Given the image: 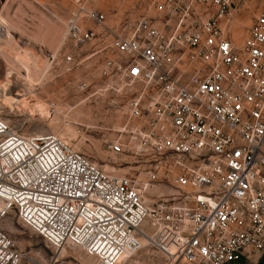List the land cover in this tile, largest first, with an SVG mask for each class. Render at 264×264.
<instances>
[{"label": "built area", "instance_id": "1", "mask_svg": "<svg viewBox=\"0 0 264 264\" xmlns=\"http://www.w3.org/2000/svg\"><path fill=\"white\" fill-rule=\"evenodd\" d=\"M67 1L74 45H107L118 59L105 72L143 87L110 149L147 179L110 176L58 136H22L0 118V224L14 214L43 238L57 254L45 264H70L64 248L120 264L144 242L165 264H264V0H141L115 29L102 6L118 0ZM159 182L175 194L151 207ZM0 264L41 263L0 228Z\"/></svg>", "mask_w": 264, "mask_h": 264}, {"label": "rangeland", "instance_id": "2", "mask_svg": "<svg viewBox=\"0 0 264 264\" xmlns=\"http://www.w3.org/2000/svg\"><path fill=\"white\" fill-rule=\"evenodd\" d=\"M144 6L141 0L108 1L102 6L108 18L107 27L132 25ZM77 11L67 0H0V118L22 136H58L110 176L127 175L144 183L146 168L131 158L113 155L110 149L125 134L121 129L127 124V100L132 92L143 87L140 84L128 87L105 72L106 61L118 59L107 45L99 42L74 45L69 37V24ZM252 19L253 16L242 19L250 22L242 29V38ZM44 21L56 25L57 37L54 41L53 31L42 27V32L48 31L42 44L34 37L36 27ZM35 50H42L48 62L38 77L21 67L23 62L29 68L35 66L36 61L31 58ZM68 55L76 60L70 72L64 64ZM37 101L48 106L50 117L28 110ZM174 194L170 186L159 182L148 188L144 196L152 207ZM0 228L10 234L20 250L30 253L41 264L57 257L54 249L14 214L6 217ZM58 258L70 264H97L96 259L88 258L79 249H62ZM120 264H165V260L162 254L145 245Z\"/></svg>", "mask_w": 264, "mask_h": 264}, {"label": "bare ground", "instance_id": "3", "mask_svg": "<svg viewBox=\"0 0 264 264\" xmlns=\"http://www.w3.org/2000/svg\"><path fill=\"white\" fill-rule=\"evenodd\" d=\"M245 22L246 23L244 24V26H249L248 24L250 22L249 21H245ZM49 24H50V22L47 23V22L44 21L41 24V26L36 27V35L34 37V40L36 42L42 43L43 40L45 39V37L47 36V33H48L49 30H52L53 31L52 38L54 39V41L56 40V37H57L56 36L57 35L56 34V25L55 24H50L49 25ZM42 27H49L48 28V31H46L45 33H44V31L42 32V30H41ZM240 35H243V32L242 31L239 34V37H242ZM31 58H32V61H36V62H34L35 63V66L34 67L29 68L24 62L21 63V67L24 68L29 73V75H32L33 77H38L47 68V66H48L47 59H46L45 55L43 54L42 50H40V52H37L35 50V53H33V56ZM28 110L32 114L33 113H39L41 115V117H47V118L50 117L49 116L50 112H49L48 106L45 103L41 102V101H37L32 106L31 105L28 106ZM122 132H123V130H122ZM144 245H146L145 242H144ZM64 249H67V248H64ZM72 249H79V250H81L80 248H72ZM88 258L93 259V260L96 259L95 257H91V256H88ZM124 259H125V257H124ZM123 261H125V260H122L121 263Z\"/></svg>", "mask_w": 264, "mask_h": 264}, {"label": "trees", "instance_id": "4", "mask_svg": "<svg viewBox=\"0 0 264 264\" xmlns=\"http://www.w3.org/2000/svg\"><path fill=\"white\" fill-rule=\"evenodd\" d=\"M243 264V263H242Z\"/></svg>", "mask_w": 264, "mask_h": 264}]
</instances>
